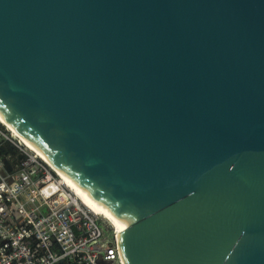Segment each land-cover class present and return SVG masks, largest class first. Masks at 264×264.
Masks as SVG:
<instances>
[{"label":"water","instance_id":"1","mask_svg":"<svg viewBox=\"0 0 264 264\" xmlns=\"http://www.w3.org/2000/svg\"><path fill=\"white\" fill-rule=\"evenodd\" d=\"M0 111L125 264H264V0H0Z\"/></svg>","mask_w":264,"mask_h":264},{"label":"built area","instance_id":"2","mask_svg":"<svg viewBox=\"0 0 264 264\" xmlns=\"http://www.w3.org/2000/svg\"><path fill=\"white\" fill-rule=\"evenodd\" d=\"M0 264H125L108 222L1 123Z\"/></svg>","mask_w":264,"mask_h":264},{"label":"bare ground","instance_id":"3","mask_svg":"<svg viewBox=\"0 0 264 264\" xmlns=\"http://www.w3.org/2000/svg\"><path fill=\"white\" fill-rule=\"evenodd\" d=\"M0 123L3 124L20 142L27 148L32 150L46 162L63 181L70 186L82 201L93 210V212L104 217L113 227L117 236L120 237L121 232L129 226V221L126 220L119 212L107 206L102 200L95 196L89 189L82 186L71 174L64 170L60 165L56 164L51 158L45 154L30 138L23 134L13 122L8 120L0 111Z\"/></svg>","mask_w":264,"mask_h":264},{"label":"trees","instance_id":"4","mask_svg":"<svg viewBox=\"0 0 264 264\" xmlns=\"http://www.w3.org/2000/svg\"><path fill=\"white\" fill-rule=\"evenodd\" d=\"M12 151L13 150L9 145L3 147V152H12Z\"/></svg>","mask_w":264,"mask_h":264},{"label":"rangeland","instance_id":"5","mask_svg":"<svg viewBox=\"0 0 264 264\" xmlns=\"http://www.w3.org/2000/svg\"><path fill=\"white\" fill-rule=\"evenodd\" d=\"M104 218V217H103ZM105 219V218H104ZM106 220V219H105ZM107 221V220H106ZM108 222V221H107ZM108 224H109V230H112L113 229V227H112V225L108 222Z\"/></svg>","mask_w":264,"mask_h":264}]
</instances>
